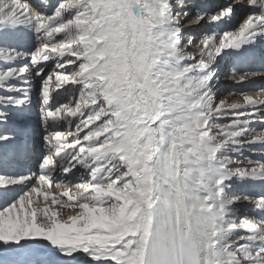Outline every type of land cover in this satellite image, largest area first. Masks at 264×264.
Instances as JSON below:
<instances>
[{
	"label": "snow or ice",
	"instance_id": "6c2138e0",
	"mask_svg": "<svg viewBox=\"0 0 264 264\" xmlns=\"http://www.w3.org/2000/svg\"><path fill=\"white\" fill-rule=\"evenodd\" d=\"M222 77L264 79V0H0V264H264V99Z\"/></svg>",
	"mask_w": 264,
	"mask_h": 264
},
{
	"label": "bare ground",
	"instance_id": "6f19581e",
	"mask_svg": "<svg viewBox=\"0 0 264 264\" xmlns=\"http://www.w3.org/2000/svg\"><path fill=\"white\" fill-rule=\"evenodd\" d=\"M211 2L217 3V2H222V0H211ZM259 83L264 84V80L261 79ZM255 84H256V81H249L247 84L243 85V88L241 89L238 86L234 87V85H232L230 81H227L226 79H224L222 77L221 93L231 101L233 99V97L231 95H229V93L232 91H235L236 87L238 88V91L243 90L245 92H249V91H252L253 89H256ZM259 191H260V189H259Z\"/></svg>",
	"mask_w": 264,
	"mask_h": 264
}]
</instances>
